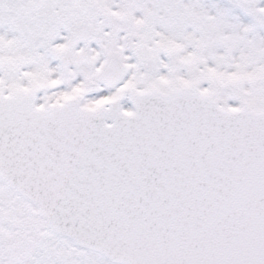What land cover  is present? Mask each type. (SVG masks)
Returning a JSON list of instances; mask_svg holds the SVG:
<instances>
[{
	"label": "snow or ice",
	"instance_id": "snow-or-ice-1",
	"mask_svg": "<svg viewBox=\"0 0 264 264\" xmlns=\"http://www.w3.org/2000/svg\"><path fill=\"white\" fill-rule=\"evenodd\" d=\"M0 264H264V0H0Z\"/></svg>",
	"mask_w": 264,
	"mask_h": 264
}]
</instances>
